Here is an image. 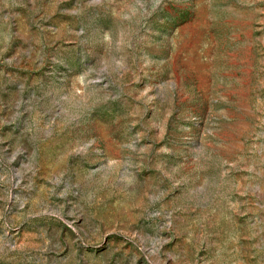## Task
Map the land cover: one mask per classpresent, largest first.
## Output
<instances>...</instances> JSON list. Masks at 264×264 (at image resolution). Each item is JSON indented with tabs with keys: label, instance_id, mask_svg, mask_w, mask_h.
Segmentation results:
<instances>
[{
	"label": "rangeland",
	"instance_id": "1",
	"mask_svg": "<svg viewBox=\"0 0 264 264\" xmlns=\"http://www.w3.org/2000/svg\"><path fill=\"white\" fill-rule=\"evenodd\" d=\"M0 264H264V0H0Z\"/></svg>",
	"mask_w": 264,
	"mask_h": 264
}]
</instances>
